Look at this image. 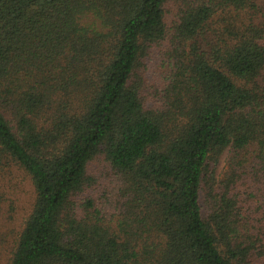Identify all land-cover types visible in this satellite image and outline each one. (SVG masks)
Here are the masks:
<instances>
[{
  "label": "trees",
  "instance_id": "trees-1",
  "mask_svg": "<svg viewBox=\"0 0 264 264\" xmlns=\"http://www.w3.org/2000/svg\"><path fill=\"white\" fill-rule=\"evenodd\" d=\"M12 168L2 264H264V0H0V217Z\"/></svg>",
  "mask_w": 264,
  "mask_h": 264
},
{
  "label": "rangeland",
  "instance_id": "rangeland-1",
  "mask_svg": "<svg viewBox=\"0 0 264 264\" xmlns=\"http://www.w3.org/2000/svg\"><path fill=\"white\" fill-rule=\"evenodd\" d=\"M150 72L152 70L158 75L156 67L150 66ZM226 152H224L218 162L216 174L217 177L222 176L223 168L226 160ZM98 156L93 159L87 168L89 175L93 177L92 186L88 189V193L93 196L97 205L100 206L107 198L110 197L112 189L114 187L112 180V172L109 169L107 162ZM6 183L12 189V195L15 199L14 212L7 214L4 217H0V264H2L8 256L10 245L14 239V236L21 226L23 218L28 213L32 200H33V188L31 182L27 176L23 174L19 169L12 168L10 175L6 178ZM203 214L206 216L209 211L208 201L202 198L201 201ZM113 208L108 205L105 206V213L108 212L112 215Z\"/></svg>",
  "mask_w": 264,
  "mask_h": 264
}]
</instances>
